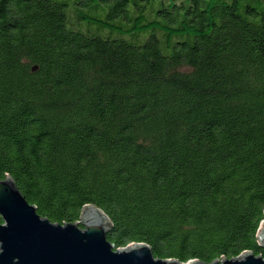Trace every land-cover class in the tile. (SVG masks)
Here are the masks:
<instances>
[{
    "label": "trees",
    "instance_id": "obj_1",
    "mask_svg": "<svg viewBox=\"0 0 264 264\" xmlns=\"http://www.w3.org/2000/svg\"><path fill=\"white\" fill-rule=\"evenodd\" d=\"M6 177L115 250L264 258V0H0Z\"/></svg>",
    "mask_w": 264,
    "mask_h": 264
},
{
    "label": "water",
    "instance_id": "obj_2",
    "mask_svg": "<svg viewBox=\"0 0 264 264\" xmlns=\"http://www.w3.org/2000/svg\"><path fill=\"white\" fill-rule=\"evenodd\" d=\"M0 218V264H183L154 258L145 244L115 250L106 238L109 220L94 206L84 207L77 223H51L26 202L10 177L0 180ZM257 239L264 250V220ZM187 264H264V258L248 252L232 260Z\"/></svg>",
    "mask_w": 264,
    "mask_h": 264
},
{
    "label": "bare ground",
    "instance_id": "obj_3",
    "mask_svg": "<svg viewBox=\"0 0 264 264\" xmlns=\"http://www.w3.org/2000/svg\"><path fill=\"white\" fill-rule=\"evenodd\" d=\"M4 225H5V223H4ZM258 234V233H257Z\"/></svg>",
    "mask_w": 264,
    "mask_h": 264
}]
</instances>
